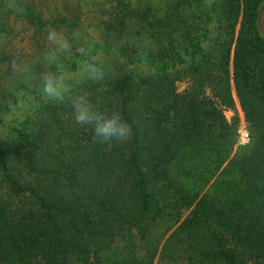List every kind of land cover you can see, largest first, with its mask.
I'll return each instance as SVG.
<instances>
[{"label":"trees","instance_id":"trees-1","mask_svg":"<svg viewBox=\"0 0 264 264\" xmlns=\"http://www.w3.org/2000/svg\"><path fill=\"white\" fill-rule=\"evenodd\" d=\"M2 1L18 16L32 20L19 0ZM194 1L168 0L158 7L132 10L144 38L111 30L122 60L131 63L139 49L154 51L160 72L137 78L125 75L113 84L117 96L107 108L121 113L131 126V138L112 143L110 152L104 150V162L100 152L77 155L89 162L80 177L74 175L76 171H62L86 198L104 204V219L113 225L115 234L104 235V243L90 249L93 264H137L132 223L147 235L175 225L174 232L188 242L186 250L198 264H241V250L258 253L257 264H264V37L257 24L264 0H216L209 7L200 3L193 7ZM214 18L224 23L220 31L229 38V49L221 47V41L216 48L202 46L209 32L205 24ZM179 71L192 82L187 93L176 91ZM34 75L41 83L50 76L42 67ZM230 80L251 138L249 146L237 151V120H227L221 111L233 103ZM58 104L44 108L48 118L55 117ZM20 138L26 175L32 178L33 173L44 171L41 175L50 174L56 181L55 171L36 163L40 147L25 133ZM1 166L7 170L4 162ZM6 176L11 194H27L34 201L39 216L28 234L33 242L43 240L42 245L56 247L62 255H75L83 246L88 252L81 240L98 236L84 223V213L76 205L68 210L65 205L71 203L65 197L47 200L48 192L33 181ZM116 190L122 191L118 205L113 204ZM119 232L127 238L112 242L111 236ZM225 233L239 238L237 254L224 246ZM147 248L152 264L151 252L156 248ZM168 249L174 252L173 243L168 242ZM30 250L27 242L16 237L8 213L0 207V256L7 255L15 264H30ZM172 256L167 252L169 260L157 264H181Z\"/></svg>","mask_w":264,"mask_h":264},{"label":"rangeland","instance_id":"rangeland-1","mask_svg":"<svg viewBox=\"0 0 264 264\" xmlns=\"http://www.w3.org/2000/svg\"><path fill=\"white\" fill-rule=\"evenodd\" d=\"M167 1L19 0L21 6L26 7L32 14V20H28L18 16L0 0V207L8 213L16 237L27 242L28 248L31 249L28 255L30 264H93L90 249L93 250L95 244L104 243V235L115 234L114 228L104 219V204L86 198L78 185L66 179L62 171H76L74 175L80 177L81 171L84 173L83 165L89 162L87 158L80 161L77 155L84 151L100 152L104 162V150L110 152L112 143H120L108 142L104 147V143L98 144L94 141L88 126L74 122L72 108L67 99L61 102L43 96L40 90L41 80L34 73L42 67L50 76H62L71 85L70 95L86 94L92 105L108 111L107 106L113 105L117 96L112 91L115 82L125 75L137 78L150 73L157 75L160 72L157 71L159 65L154 51L139 49L137 56L132 57L131 63L122 60L118 55L119 45L111 35V30L122 29L124 32L144 38L143 30L131 11L142 7H158ZM8 2L11 3V0ZM214 2L216 0H195L193 7H197L199 3L209 7ZM257 24L264 37V4ZM197 25L203 24L198 22ZM220 26H224V23L218 18L205 24L209 32L201 43L206 50L216 48L217 41L222 42L221 47L229 49V38L220 31ZM50 29L63 33L71 43L70 51L55 60L45 58L49 50L54 47L47 40ZM74 35L75 39H73ZM232 41L233 39H230V43ZM232 51L233 45L230 54ZM85 65L100 68L103 71L102 78L94 80L78 75ZM227 70L231 78L233 73L231 60ZM178 75L180 81L176 84V91L178 94H183L185 91L187 93L192 82L182 71H179ZM215 75L219 77L218 73ZM229 85L233 103L229 107H222L221 111L227 120L233 118L237 120V139L234 148V151H237L249 146L251 138L231 80ZM206 93L207 96H211L212 91L207 89ZM52 102H59L57 105L59 108L55 117L50 119L45 115L44 108ZM21 133L27 134L30 141L40 147L36 152V163L47 170L50 169L49 171H55L56 181L50 174L41 175L44 171L33 173L32 178L26 175L21 164V154H23ZM94 149L99 151L96 152ZM2 162L7 167L6 171L1 169ZM6 175L13 176L18 181H33L35 185L48 192L47 200L55 196L65 197L71 203V207L65 205L66 209L72 211L73 206L76 205L84 213V223L101 241L98 238L81 240V244L86 245L88 252L83 246L75 255H62L56 247L42 245L43 240L33 242L28 234L39 216L34 201L27 194H11ZM40 175L41 177L38 178ZM53 182H58V185ZM71 184L74 190H71ZM113 193V204H121L122 191L120 193L116 190ZM192 209L193 207L185 210L183 219ZM129 227H131L129 229L137 264H151L147 258L148 246L156 248L155 252H151L154 257L152 264H157L160 260L168 261L167 252L172 253V257H177L181 264H198L192 261L194 258L190 251L186 250L188 242L184 239L180 240L178 233L174 232L175 225L171 227L164 225L158 232L148 235L134 223ZM121 234L119 232L118 236H111L112 242L121 243V238H127L125 234ZM236 236L225 233L222 237L224 246L237 254L235 243L239 238L237 239ZM168 242L173 243L174 252L169 249L166 251ZM241 253H239L240 261H243L241 264L258 263L256 259L259 257L258 253H252L253 256L243 250ZM0 264H15V262L7 255H2Z\"/></svg>","mask_w":264,"mask_h":264},{"label":"clouds","instance_id":"clouds-1","mask_svg":"<svg viewBox=\"0 0 264 264\" xmlns=\"http://www.w3.org/2000/svg\"><path fill=\"white\" fill-rule=\"evenodd\" d=\"M75 39V35L73 36ZM47 40L54 45L47 56L48 60H55L58 56L71 49V43L63 33L50 29ZM78 75L98 80L103 71L93 65H85ZM43 96L49 100H68L72 108V117L76 124L88 126L92 132V139L99 143L124 142L131 138L132 129L118 110L105 111L92 105L86 94L70 95L71 85L62 76H48L41 85Z\"/></svg>","mask_w":264,"mask_h":264}]
</instances>
